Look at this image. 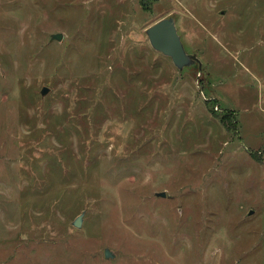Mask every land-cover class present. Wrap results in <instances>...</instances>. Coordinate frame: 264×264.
Segmentation results:
<instances>
[{"label": "rangeland", "instance_id": "1", "mask_svg": "<svg viewBox=\"0 0 264 264\" xmlns=\"http://www.w3.org/2000/svg\"><path fill=\"white\" fill-rule=\"evenodd\" d=\"M0 264H264V0H0Z\"/></svg>", "mask_w": 264, "mask_h": 264}, {"label": "water", "instance_id": "2", "mask_svg": "<svg viewBox=\"0 0 264 264\" xmlns=\"http://www.w3.org/2000/svg\"><path fill=\"white\" fill-rule=\"evenodd\" d=\"M147 36L153 49L169 57L179 71L191 66H199L200 69L202 68L198 56L186 52L181 37L178 34L176 20L174 18L168 17L158 21L147 30ZM51 39L61 42L63 34H54L51 36ZM49 91L50 89L48 87H43L41 91L42 97H45ZM157 196L166 197V193H160ZM84 215L85 212L73 222L74 227L81 228ZM114 257L115 255L108 248L105 249L106 259H113Z\"/></svg>", "mask_w": 264, "mask_h": 264}]
</instances>
